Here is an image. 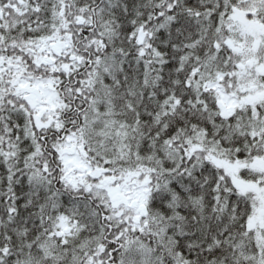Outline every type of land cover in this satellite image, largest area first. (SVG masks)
<instances>
[{
  "label": "snow or ice",
  "instance_id": "obj_1",
  "mask_svg": "<svg viewBox=\"0 0 264 264\" xmlns=\"http://www.w3.org/2000/svg\"><path fill=\"white\" fill-rule=\"evenodd\" d=\"M0 264H264V0H0Z\"/></svg>",
  "mask_w": 264,
  "mask_h": 264
}]
</instances>
